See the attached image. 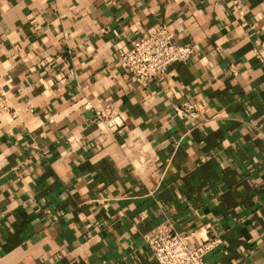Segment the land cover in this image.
<instances>
[{"label":"crops","instance_id":"crops-1","mask_svg":"<svg viewBox=\"0 0 264 264\" xmlns=\"http://www.w3.org/2000/svg\"><path fill=\"white\" fill-rule=\"evenodd\" d=\"M158 25L193 52L140 86ZM162 223L264 264V0H0V264H155Z\"/></svg>","mask_w":264,"mask_h":264},{"label":"built area","instance_id":"built-area-1","mask_svg":"<svg viewBox=\"0 0 264 264\" xmlns=\"http://www.w3.org/2000/svg\"><path fill=\"white\" fill-rule=\"evenodd\" d=\"M189 46L176 45L166 25H158L147 35L133 40L118 54L121 69L137 84L145 86L163 75L168 67L187 61L192 55ZM192 107L176 109L178 117L192 115ZM104 113L97 112V121L104 120ZM110 127L118 125L114 121ZM145 244L155 264H205L204 255L219 240H206L191 246L188 235H180L169 223L157 225L145 235Z\"/></svg>","mask_w":264,"mask_h":264}]
</instances>
